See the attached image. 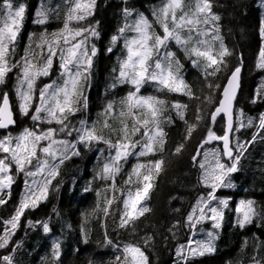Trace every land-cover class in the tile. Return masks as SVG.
<instances>
[{
  "label": "snow or ice",
  "instance_id": "obj_1",
  "mask_svg": "<svg viewBox=\"0 0 264 264\" xmlns=\"http://www.w3.org/2000/svg\"><path fill=\"white\" fill-rule=\"evenodd\" d=\"M64 2L68 5V11L62 27L53 32H48L45 28L35 47L32 42L36 37L34 34L30 36V43L19 59H16L17 47L25 27L26 6L23 3L14 4L13 0H2L0 3V85L5 84L9 74H13L16 79L15 104L10 99L9 92L0 90V130L16 126L17 113L29 117L33 122L32 127H24L16 135L8 132L0 136V205L7 203L5 194L11 197L16 174L22 173L31 178V182H24V195L14 215L7 220L0 219V224L3 225L0 249L7 250L10 242L15 243L12 237L20 227L25 211L47 199L49 186L60 174V165L71 156L80 155L77 144L88 147L93 143H103L107 146L108 155L103 157L102 166L94 177L111 181L107 188L113 195L104 197L102 210L105 216L110 214L112 205L119 199L116 192H120L123 197L121 228L149 212L145 201L150 198L154 181L162 171L164 161L149 159L146 163L137 162L124 181L128 186L126 189L118 188L117 177L130 157L154 156L164 150L166 133L162 127L165 122L162 117L169 107L181 119L184 118L188 105L173 102L169 106L167 93L194 97L182 75L184 65L178 52L172 50L173 47L182 51L189 63L201 69L205 76H214L220 72L226 63L225 58L231 55L219 36L218 26L207 27L219 20V16L212 12L210 0H160V4L151 10L152 19L141 12H136L133 16V11L125 8V23L118 29V34L111 37L112 47L108 49L111 52L113 47L122 43L118 67H114L113 72L118 71L116 82L131 86L119 100V111L116 110V102L110 101L103 112L105 119L102 128L116 135L113 141L111 136L106 137L102 130L97 129V122L89 124L86 119H81L77 127L69 120L77 112L87 110L88 98L84 90L90 80L93 58L97 54L95 45L89 47V42L92 37H98L99 33L95 27L90 26L89 20L94 15L96 0ZM54 11L45 0H41L32 23L41 26L48 24ZM157 27L160 31H157ZM260 34L264 38V21ZM217 41L218 48L215 43ZM57 61L60 69L57 78L43 83L42 78L52 76L53 66ZM257 67L264 69V46L259 51ZM240 72V67L232 71L223 88V98L218 101V106L211 114L213 124L222 113L227 116L226 130L223 135H217L209 128L200 145L203 149L204 145L213 141H222V149H210L202 153L198 151L193 156V160L203 170L201 182L208 192L206 196L197 199L187 216V223L190 229H195L197 225L211 221L212 230L206 232V239H190L186 245L177 249L176 255L185 264H189L196 256L216 251V230L222 227L225 209L234 211L236 224L240 228L253 223L255 217L264 214V207L257 208L255 201L251 199H241L234 209H230L229 200L216 194L221 188L235 187L231 174L240 171L241 158L249 144L256 140L255 135L251 141L242 142L236 138L233 146L230 138L240 128L254 126L251 117H247L245 122L243 111L239 113V127L234 126L233 102L239 88ZM145 85L152 86L162 95L143 94ZM115 86L116 83L112 85ZM257 96L264 97V86L257 92ZM257 119L259 123L255 127L264 129V113ZM113 120L118 122V128L114 127L111 122ZM166 122L171 123V117ZM194 129V125L189 126L187 135L191 136ZM73 133L76 134V143L58 138L61 134L64 137L73 136ZM137 136L140 138L135 139ZM182 149L183 145H178L176 152L179 153ZM98 151L103 153V150ZM201 155L203 159L198 160L197 157ZM90 190L91 188H85V191ZM29 226H32L31 222ZM42 228L44 233L51 231L46 222L42 224ZM200 231L203 232L204 229L201 228ZM84 242L87 243V239ZM106 243L118 251L113 264H150L149 257L138 244L115 245L112 240L107 239V234ZM20 246L22 245L16 244L12 251L15 252ZM60 256L61 243L58 238H54L51 248L53 264L60 260ZM0 264H15L13 255L0 256Z\"/></svg>",
  "mask_w": 264,
  "mask_h": 264
},
{
  "label": "trees",
  "instance_id": "obj_2",
  "mask_svg": "<svg viewBox=\"0 0 264 264\" xmlns=\"http://www.w3.org/2000/svg\"><path fill=\"white\" fill-rule=\"evenodd\" d=\"M22 2H25L26 18L16 59L24 54L30 43L25 41L27 29L36 37L32 42V46L35 47L39 43L41 28L40 25L32 23L35 19L33 13L41 0H13L14 4ZM45 2L50 8L53 6L52 8L55 9L48 22L50 26L48 32H53L62 27L68 5L64 0H45ZM134 2L135 0H96L94 15L89 18L90 26L95 27L99 33V38L95 40L98 49L94 60L95 83L90 88V96L99 94L102 88L110 90L112 84L116 83L114 99L117 111L120 110L119 100L127 94L131 86L116 82L118 71L113 72V68L118 67V59L115 56L111 59L116 50L115 47L111 52L108 49L112 47L111 37L117 35L118 29L125 23L123 10L128 9ZM210 2L212 12L219 16L215 25L218 26L219 35L231 55L225 58V65L214 76H205L201 69L191 66L188 61L185 63L182 75L194 97L190 98L178 93L166 95L169 106L173 102L188 105L184 118L181 119L177 112L169 107L162 117L165 121L162 127L166 133L164 150L154 156L130 157L129 161L123 164V171L117 177L118 188L126 189L128 186L124 181L137 162L146 163L149 159L164 161L162 171L154 181L150 198L145 201V206L150 209L149 212L127 227L121 228L123 197L120 192H116L115 195L119 199L112 205L110 214L105 216L102 210L104 197L113 195L107 188L111 181L94 179V177L102 166L103 157L108 155L107 146L103 143H93L88 147L77 144L80 155L71 156L60 165V174L49 186L47 199L25 211L24 216L21 217L20 227L12 237L15 243L10 242L7 250L0 249V256L13 255L15 264H53L52 241L58 238L61 243V256L56 264H113L118 251L106 243L107 234V239L112 240L115 245L138 244L149 257L150 264H185L176 255L177 249L181 245H186L190 239L194 240L196 237L198 240L206 239V232L212 230L211 221H208L206 226L197 225L195 229H190L187 223V216L197 199L206 196L208 192L201 182L203 172L196 162H193V156L209 128L217 135L223 132V122L216 121L213 124L211 114L218 105L228 75L240 65H242V78L239 96L235 103V127H239L241 111L244 113L245 122L247 117H251L254 126L240 128L238 132H234L232 145L234 146L236 138L242 142L251 141L255 135L256 140L249 144L241 158L240 171L231 174V177L237 189H240L235 198L238 202L241 199H251L255 201L257 208L264 207V129L255 127L259 123L257 118L264 111V97L257 96V92L264 86V69L257 67L258 54L264 46V38L260 34L261 24L264 21V4L261 0H210ZM57 4L59 5L56 8ZM157 31L160 29L158 28ZM57 72L58 67L55 65L52 76L43 80V83H48L56 77ZM43 83L40 84L41 87ZM15 85L16 79L13 74H9L5 84L0 85V90L9 92L14 104ZM151 88L153 87L145 85L142 92L150 91ZM155 95L162 94L155 91ZM92 107L93 104H90L86 114L87 121L92 122L94 117L97 129L102 130L106 137L111 136L115 141L116 135L102 128L103 119L101 120L98 114L91 115ZM71 117L74 121L73 125L77 124L85 118V112H77ZM168 117H171V123L166 122ZM16 120L17 126L11 130L13 135L24 127H32L33 122L29 117H19L17 113ZM111 122L114 127H119L117 121ZM191 125H194L195 129L191 136H188L187 131ZM3 135L0 133V136ZM58 138H66L76 143L75 133L68 137L61 134ZM139 138V136L135 137V139ZM181 144L183 149L177 153L176 148ZM98 150H103V153ZM202 157V155L198 156L197 159L202 160ZM24 178L22 173L15 178L11 197L7 195L5 199L7 203L0 205V219L7 220L14 215L25 188ZM85 188L91 190L85 191ZM230 194L232 193L225 194L228 197L223 199L230 200L232 198ZM222 195H224L223 191L217 193L218 197ZM238 202L229 201V208L234 209V205ZM232 212L229 209L224 210L222 227L216 230L218 232L215 241L216 251L204 256H196L189 264H256V261L264 264V214L258 215L251 225L247 224L244 228H240L236 224V214L233 217ZM29 222L32 226H29ZM44 222L48 223L51 229L49 233L43 231ZM201 228L204 229L203 232L200 231ZM2 232L3 225L0 224V234ZM193 233L197 234L193 235ZM85 239L87 243L84 242ZM16 244L22 246L13 252L12 249ZM192 246L195 247V244ZM25 250L26 258L21 263L20 255Z\"/></svg>",
  "mask_w": 264,
  "mask_h": 264
},
{
  "label": "rangeland",
  "instance_id": "obj_3",
  "mask_svg": "<svg viewBox=\"0 0 264 264\" xmlns=\"http://www.w3.org/2000/svg\"><path fill=\"white\" fill-rule=\"evenodd\" d=\"M261 2H263V0H261ZM23 4H25V2H22ZM160 4V0H135V2L134 3H132L131 5H130V7L128 8L129 10H132L133 11V16H135V13L136 12H141V13H144L145 14V16H147L149 19H152V16H151V10L153 9V7H155V6H157V5H159ZM262 4V3H261ZM58 5L59 4H57V6H56V8L58 7ZM39 6H40V4L38 5V7L37 8H39ZM50 7V6H49ZM53 7V6H52ZM51 7V8H52ZM37 8H36V10H37ZM36 10L34 11V13H33V17H35V12H36ZM66 11H68V7L66 8ZM263 16H264V12H263ZM41 26V25H40ZM213 26H216L215 24L213 25V24H210V25H208L207 27H213ZM47 29V31H50V26L48 25V24H46V25H43V26H41V28L39 29V33H41L42 31H44V29ZM157 29H158V27H157ZM27 34H26V36H25V41L27 42V43H29L30 42V40H29V37L30 36H32L33 35V32H31V30H28L27 29ZM220 36V35H219ZM21 37H22V33H21ZM21 37H20V40H19V43H20V41H21ZM99 38V36L98 37H92L91 39H90V42H89V47H91V45L92 44H94L95 45V40L96 39H98ZM216 43V46H217V48H218V46H219V41H217V42H215ZM96 47V46H95ZM122 48V43H118L116 46H115V55L113 54V57H111V59H113L114 58V56L118 59V57H120L121 56V51H120V49ZM96 49H97V47H96ZM173 51H177L178 52V55H179V57H180V59H181V63L185 66L186 64L185 63H187V59L184 57V54H183V52L182 51H180L179 49H177L176 47H173V49H172ZM97 54H98V49H97ZM96 54V55H97ZM96 57V56H95ZM95 57L93 58V66H92V68H91V75H90V80H89V83H88V85L85 87V90H84V94L87 96V98H88V107H87V110L86 111H84L85 112V118L84 119H86L87 120V118H86V114H88V111H89V108H90V104H93V107H92V110H91V112H92V114L91 115H93V116H95L96 114H98V116L101 118V120L103 119H105V116L103 115V112H104V106H106L110 101H115V97H114V87H112L111 86V88H110V90H107V89H105V88H102L101 89V91L99 92V94H97V95H95V96H90V88L91 87H93V85H94V80H95V78H94V76H93V73H94V71H95V68H94V60H95ZM112 61V60H111ZM189 62V61H188ZM55 65H57V67H58V61L57 62H55L54 63V66L53 67H55ZM191 65V64H190ZM192 66V65H191ZM59 71H60V69H59V67H58V72H57V74H56V77H54L53 79H56L57 78V76H58V74H59ZM106 84V83H105ZM113 85V84H112ZM152 90H150V91H146V92H143V94H145V95H148V94H153V95H155V89L154 88H151ZM19 117H22V115H19ZM69 120H70V122H71V124H73L74 123V121H72V117H69ZM75 120V119H74ZM102 120V121H103ZM78 121V120H77ZM75 122H76V120H75ZM92 122H96V120H95V118L93 117L92 118ZM92 122H89V123H92ZM75 126H78L79 124L77 123V124H74ZM52 126H54V127H59L58 125H52ZM47 127V126H46ZM17 175V174H16ZM37 179H38V177H37ZM231 179L233 180V178L231 177ZM25 180H28L29 182H31V178H28V177H25L24 178V182H25ZM24 185H25V183H24ZM24 191H25V188H24ZM24 191H23V194H22V197H23V195H24ZM5 196V195H4ZM206 224H207V222H205V223H203L202 225L203 226H206ZM201 225V226H202ZM197 238V237H196ZM194 239V240H198V239ZM199 240H201V238H199ZM26 253H27V251L25 250L21 255H20V262L22 263V262H24V259L26 258ZM30 256V255H29ZM19 257V256H18ZM256 264H260L259 263V261H256L255 262ZM23 264V263H22Z\"/></svg>",
  "mask_w": 264,
  "mask_h": 264
},
{
  "label": "water",
  "instance_id": "obj_4",
  "mask_svg": "<svg viewBox=\"0 0 264 264\" xmlns=\"http://www.w3.org/2000/svg\"><path fill=\"white\" fill-rule=\"evenodd\" d=\"M240 68H241V72H240V80H241L242 66H240ZM230 76H231V73H230V75L228 76V78H227V80H226V82H225L224 87L227 85V81H228V79L230 78ZM240 80H239V88L237 89V92H236V98H235V101L233 102V113H234V105H235V102H236V100H237V97H238V95H239V91H240ZM224 87H223V88H224ZM222 93H223V89H222V92H221V99L223 98ZM221 99H220V100H221ZM220 117H223V119H224V122H225V130H226L227 116H226L225 114L222 113ZM220 117H217V119H219ZM13 128H15V126H14V127H10L8 130H0V131H9L10 129H13ZM213 142H217V141H213ZM213 142H211V143H213ZM218 142H221V143H222V141H218ZM209 144H210V143H209Z\"/></svg>",
  "mask_w": 264,
  "mask_h": 264
},
{
  "label": "bare ground",
  "instance_id": "obj_5",
  "mask_svg": "<svg viewBox=\"0 0 264 264\" xmlns=\"http://www.w3.org/2000/svg\"><path fill=\"white\" fill-rule=\"evenodd\" d=\"M262 79V78H261ZM248 264V263H247Z\"/></svg>",
  "mask_w": 264,
  "mask_h": 264
}]
</instances>
